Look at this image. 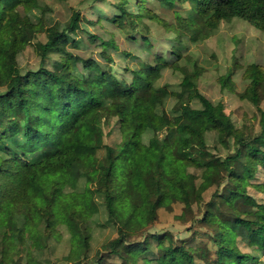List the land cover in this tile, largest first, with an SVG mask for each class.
Returning <instances> with one entry per match:
<instances>
[{"label": "trees", "instance_id": "trees-1", "mask_svg": "<svg viewBox=\"0 0 264 264\" xmlns=\"http://www.w3.org/2000/svg\"><path fill=\"white\" fill-rule=\"evenodd\" d=\"M164 1L174 4L175 0ZM188 1L213 26L234 17L264 23V0ZM36 6V0H0V61L12 72L9 79L0 78L4 87L0 92V264H18L22 256L48 251L54 238L61 241L64 236L67 256L73 251L80 254L72 264H110L108 258L115 257L119 259L115 264H150L151 259L135 254L153 253L147 241L136 240L140 234L157 221L160 210L174 204L191 210L202 205L204 194L213 187L197 221L212 230L209 238L215 248L206 245L198 251L171 235L166 243L160 242L153 260L197 264L198 257L203 264H264L260 257L264 256V205L243 190L256 168L264 167V110L258 96L264 90V75L253 68L248 90L261 113L258 132L247 135L234 128L231 142L224 104L213 103L199 91L184 92L175 105L177 114L168 118L164 112L152 126L149 152L133 158L148 126L131 109L152 111L165 102L168 94L151 77L162 65L140 70L143 80H103L105 71L97 60L83 59L67 49L79 27V11L60 28L45 24L42 16L34 22L30 12ZM122 13L131 22L149 15L148 9L138 10L136 16L124 9ZM181 27L199 31L191 22ZM40 31L47 35L36 47L40 66L22 73L18 55ZM51 53L81 61L83 72L74 73L65 60H55L49 68ZM181 55L182 49L174 47L172 56ZM192 98L199 99L201 108L191 106ZM113 100L120 101L125 111L117 114L121 140L110 145L104 141L103 119L116 114L108 103ZM213 132L225 154L211 150L208 134ZM138 208H143L141 213ZM60 225L66 234L58 230ZM112 227L114 234L91 257L95 231ZM235 238L258 254L240 251L232 244Z\"/></svg>", "mask_w": 264, "mask_h": 264}, {"label": "rangeland", "instance_id": "rangeland-1", "mask_svg": "<svg viewBox=\"0 0 264 264\" xmlns=\"http://www.w3.org/2000/svg\"><path fill=\"white\" fill-rule=\"evenodd\" d=\"M37 6L30 12L34 22L40 16L45 24H59L66 26L75 11L80 13L79 27L71 34L69 52L83 59H95L105 71V79L124 78L128 82L139 77L140 70L155 68L162 65L157 73L152 74V80L157 87L162 88L163 94H168L165 102L149 111L144 108L131 110L146 122L148 129L142 135V144L134 151L133 158H139L149 152V139L153 135L152 126L157 123L158 116L164 112L168 118L177 114L175 105L180 94L199 91L213 103H223L225 111L230 117L229 135L233 142L234 128L242 129L247 135L260 129V109L248 97L251 85L252 69L256 68L260 75H264V23L255 24L247 19L234 17L217 22L216 26L207 23V18L192 9L188 0H175L174 4L164 0H36ZM126 10L130 14H137L138 10L148 9L144 17L128 20L122 13ZM191 22L199 31L196 33L181 27ZM183 23V24H182ZM47 35L40 31L35 41L29 44L18 55L21 72L38 69L41 57L37 52V43L45 42ZM174 47L182 49L179 58L172 56ZM111 60L108 61V57ZM55 60H65L67 67L79 74L84 70L81 61L65 59L64 55L51 53L47 59V66L53 68ZM11 71L6 70L0 61V78L9 79ZM100 81L97 84L100 85ZM53 87H55L53 85ZM4 87H0V92ZM55 90V88L53 89ZM264 90H260V107L264 110ZM116 111L110 119H103L104 141L114 145L121 140V130L118 112L125 111L120 101L108 102ZM191 106L201 108L198 98L190 100ZM211 150L217 154H225L226 148L217 140L216 134H208ZM230 151L236 150L235 145ZM101 184V182H99ZM215 187L204 194L202 205L195 204L193 209L184 210L182 204H174L172 209H162L157 221L143 231L136 239L147 241V252L140 250L136 255L153 260L160 242L166 243L174 235L185 246L199 251L203 246L215 248L209 238L210 228L202 226L197 221L201 217ZM243 190L251 194L258 203L264 205V167L256 168L255 177L249 178ZM116 216L121 215L117 204ZM143 208H138L141 213ZM63 219V216H60ZM65 233L63 225L58 227ZM110 229L95 231L91 257L100 250L103 242L113 235ZM156 235L161 236L160 239ZM102 242V243H101ZM232 244L246 254H258L254 247H249L240 238L232 239ZM14 250L15 245H11ZM148 251V252H149ZM69 245L66 236L61 241L55 238L48 251L36 253L35 256H22L18 264H72L80 258V254L73 251L68 255ZM197 251L194 252L195 257ZM264 260V256H260ZM197 264H203L196 257ZM110 264L119 262L117 257L108 258ZM252 262L250 264H253ZM11 264V262H9ZM169 264V263H162ZM175 264H188L179 260Z\"/></svg>", "mask_w": 264, "mask_h": 264}]
</instances>
